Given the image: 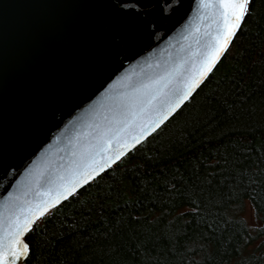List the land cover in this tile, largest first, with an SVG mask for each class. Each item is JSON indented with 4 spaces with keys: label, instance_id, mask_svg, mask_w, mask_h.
Returning a JSON list of instances; mask_svg holds the SVG:
<instances>
[{
    "label": "water",
    "instance_id": "95a60500",
    "mask_svg": "<svg viewBox=\"0 0 264 264\" xmlns=\"http://www.w3.org/2000/svg\"><path fill=\"white\" fill-rule=\"evenodd\" d=\"M220 3L0 0V264H24L38 218L154 133L133 140L141 101L203 70L195 94L231 45L213 55Z\"/></svg>",
    "mask_w": 264,
    "mask_h": 264
},
{
    "label": "trees",
    "instance_id": "16d2710c",
    "mask_svg": "<svg viewBox=\"0 0 264 264\" xmlns=\"http://www.w3.org/2000/svg\"><path fill=\"white\" fill-rule=\"evenodd\" d=\"M252 7L161 134L36 222L24 264H264V0Z\"/></svg>",
    "mask_w": 264,
    "mask_h": 264
},
{
    "label": "snow or ice",
    "instance_id": "6c2138e0",
    "mask_svg": "<svg viewBox=\"0 0 264 264\" xmlns=\"http://www.w3.org/2000/svg\"><path fill=\"white\" fill-rule=\"evenodd\" d=\"M254 0H221L218 5L223 11L221 12L220 28H218V36L213 43V55H222L227 49L224 45L230 44V38H234L238 31L242 30L241 25L246 18H250L253 11ZM202 69L206 68L208 71L212 68V57H207L205 63L201 66ZM201 79L196 78L185 79L183 74L176 76L173 80H169L159 87L155 93L148 96L146 100L140 102L141 112L146 114L150 120L149 128L145 129L143 125L140 128V135L133 137L135 143H140V136H143L146 131L156 132L157 135L161 134L171 121L169 117L175 118L173 113L180 108L185 101L194 99L192 96L193 91L199 86L203 78V70H198ZM154 117V118H153ZM168 123H165V122ZM147 122V121H146ZM163 125V127H162ZM159 129V131H157ZM120 154H116V159H119ZM107 163V161H105ZM100 170H104L103 165H99ZM90 175V174H89ZM87 182V177L83 178ZM76 181L71 184L70 188L65 189L69 195L75 191ZM63 195V193H60ZM59 196L57 197V202ZM43 215V213H41ZM28 225L25 224V228ZM19 234V232L17 233ZM28 245H24L27 249ZM23 257L13 255L12 260H18Z\"/></svg>",
    "mask_w": 264,
    "mask_h": 264
},
{
    "label": "rangeland",
    "instance_id": "374dc122",
    "mask_svg": "<svg viewBox=\"0 0 264 264\" xmlns=\"http://www.w3.org/2000/svg\"><path fill=\"white\" fill-rule=\"evenodd\" d=\"M241 210L242 216L246 219L248 224L252 227V229H255L259 227L262 223L260 220V215L258 214L257 210H255L254 205L250 199L246 200L243 205ZM228 264H240L238 260H233Z\"/></svg>",
    "mask_w": 264,
    "mask_h": 264
}]
</instances>
